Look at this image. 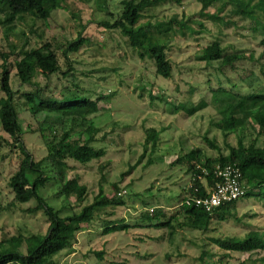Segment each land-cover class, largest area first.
I'll return each mask as SVG.
<instances>
[{
	"label": "rangeland",
	"instance_id": "374dc122",
	"mask_svg": "<svg viewBox=\"0 0 264 264\" xmlns=\"http://www.w3.org/2000/svg\"><path fill=\"white\" fill-rule=\"evenodd\" d=\"M120 1L66 0L63 7L54 10L46 20L24 15L9 32L0 25V65L12 46L20 51L45 41L57 52L62 69L67 70L69 65L65 63L63 52L82 32L85 42L78 51L69 52L72 69L68 71L72 75L60 72L52 75L49 82L39 75L37 81L60 89L78 85L94 98L109 96L99 101L100 111L92 115L101 128L98 145L107 148L106 156L87 164L68 160L67 176H77L87 185L86 200L79 203L72 199L71 207L67 204L64 207L66 202L57 196V184L53 181L47 183L41 193L49 204L62 208V213L66 214L92 202L102 188L110 199L122 201L111 204L108 211L113 214L105 213L102 219L124 218L131 227L128 231L103 235L99 218L78 235L74 252L60 253V263L201 264L199 257L206 251L208 261L212 260V254H217L230 263L259 264L253 260L264 252L252 255L225 252L211 240L212 237H242L251 229L264 230V201L258 197L239 200L236 204L238 219L213 221L207 232L179 225L182 215L173 222L174 230L152 228L147 224L136 226L140 213L147 207H162L168 216L179 211L185 186L191 179L179 165L172 164L181 152L201 147L208 155H216L217 151L206 144L204 135L215 139L222 151L227 152L223 133L213 124L221 115L212 103V92L224 86L246 93V84L240 80L254 77L257 86L264 81L260 64L264 46L256 39L251 21L235 14L229 25L213 23L201 15V4L197 0H171L150 8L143 22H165L174 17L185 22L184 28L173 32L169 42L168 56L173 70L170 78H163L155 73L153 61L140 59L129 47L119 29L101 24L104 20H112L110 13L117 14ZM215 9L212 7L209 12ZM229 12L228 6L222 15ZM216 39L228 53L241 51L248 58L237 62L234 68L223 67L222 70L217 69L219 61L209 64L200 60L201 50ZM16 58L13 54L8 60L12 86L17 91L21 89L16 92L15 99L24 129L23 139L34 158L39 160L47 150L39 134L32 132L31 127L37 120L31 116L20 93L32 88L19 84L15 76ZM1 70L0 67V76ZM2 95L0 91V97ZM203 100L208 105L193 114L184 109L183 105L191 107ZM150 127L161 130L155 147L152 143L145 146V129ZM228 141L235 143V134H231ZM11 142V137L0 125V240L16 250L25 251L23 236L44 234L49 222L42 210L27 211L35 206L34 200L11 204L14 193L8 181L21 161V153ZM123 190L126 193L118 196ZM103 249L104 257L100 259L95 251Z\"/></svg>",
	"mask_w": 264,
	"mask_h": 264
},
{
	"label": "trees",
	"instance_id": "16d2710c",
	"mask_svg": "<svg viewBox=\"0 0 264 264\" xmlns=\"http://www.w3.org/2000/svg\"><path fill=\"white\" fill-rule=\"evenodd\" d=\"M66 0H0V25H4L6 32L13 31L17 20L24 15L37 19H48L54 10L62 8ZM171 0H122L117 14L110 13L112 20L101 22L106 28L119 29L126 38V42L140 59H150L155 66V73L163 78L172 75V63L168 56L169 42L177 28H184L185 22L177 21L174 17L168 21L143 22L146 12L152 7L165 4ZM201 4V15L213 23L229 25L232 16L240 15L252 23V31L256 39H260L264 46V0H197ZM230 12L222 15L227 7ZM215 11L209 12L210 8ZM85 42L82 32L68 43L63 52L68 62V69L63 70L57 52L48 42L28 49L12 46L10 54L4 55V62L0 76V125L2 130L11 139L12 146L21 153L18 169L10 176L8 186L14 193L11 204H24L34 200L35 206L27 211L42 210L49 225L44 234L30 233L23 236L25 251H19L0 240V264H61L58 256L63 251L74 252L78 235L101 218V233L109 235L119 231H128L131 225L122 219H102L111 204L120 203L117 199H110L102 188L94 200L85 204L79 210H71L63 214V209H57L48 203L42 195V188L49 182L57 184V196L65 200L70 206L72 199L83 203L88 194L87 185L80 182L79 177L67 176L68 160L87 164L100 160L107 154L105 146L98 145L101 128L97 126L92 115L100 111L99 101L108 99V95H99L96 98L88 96L75 85L74 88L50 87L37 81L39 75L48 79L58 73L72 75L69 61V52H76ZM26 45V44H25ZM27 46V45H26ZM17 56L15 61V76L22 86H29L30 91H23L28 111L35 118L36 125L32 132L39 134L46 147V155L36 160L26 147L23 139L24 129L21 123L16 104V92L11 83L9 69V55ZM206 63L219 61L217 69L234 68V65L248 57L241 51L228 53L219 39L212 40L201 50L198 57ZM253 58V55L250 56ZM261 72L264 74V50L261 53ZM224 67V68H223ZM251 75H255L251 73ZM254 77L240 80L246 84L247 92L241 93L220 86L213 89L212 103L218 110L221 118L213 124L220 129L224 136L227 152H223L215 139L204 135V140L216 155H208L201 147H195L187 152H181L172 162L179 165L191 177L190 183L185 186L183 197L194 195L205 196L208 187L216 185L219 180L214 169L217 165L236 164L242 171L244 195L235 201L215 207L208 212L201 207L180 205L179 211L167 215L162 207L145 208L139 216L136 226L147 224L155 228H170L174 230L173 222L182 215L181 226L207 232L213 221L223 222L235 217L238 219L236 204L242 198L258 197L264 201V81L258 86ZM152 97V96H151ZM208 103L203 100L198 105L184 106V109L193 114L204 108ZM177 107H175L176 109ZM176 111V110H175ZM178 111V110H177ZM146 142L155 147L161 130L150 127L145 129ZM235 134L236 142L231 143L228 138ZM64 162V163H63ZM182 195V194H181ZM179 195V197H181ZM119 196V195H118ZM183 198L180 200V204ZM71 207V206H70ZM212 242L222 251L233 253L264 252V230L251 229L244 236L212 237ZM104 249L95 251L98 258L103 259ZM212 260H207L206 251L202 252L199 260L201 264H235L224 261L223 256L212 254ZM264 264V255L253 260Z\"/></svg>",
	"mask_w": 264,
	"mask_h": 264
},
{
	"label": "built area",
	"instance_id": "2783aa9c",
	"mask_svg": "<svg viewBox=\"0 0 264 264\" xmlns=\"http://www.w3.org/2000/svg\"><path fill=\"white\" fill-rule=\"evenodd\" d=\"M214 174L219 180L216 185L208 187L205 196L197 195L199 189L195 188L196 194L184 196L180 205L201 207L208 212H212L215 207L238 200L244 195L242 171L238 165H217ZM124 193H126V190L119 191L118 195L122 196Z\"/></svg>",
	"mask_w": 264,
	"mask_h": 264
}]
</instances>
